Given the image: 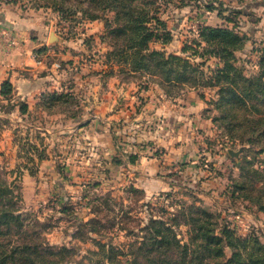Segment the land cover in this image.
<instances>
[{
  "label": "trees",
  "instance_id": "trees-1",
  "mask_svg": "<svg viewBox=\"0 0 264 264\" xmlns=\"http://www.w3.org/2000/svg\"><path fill=\"white\" fill-rule=\"evenodd\" d=\"M54 1L68 5L69 10L78 4L75 9L115 12V19H106L104 23L115 42L108 43V76L115 73V59L130 68L129 71L119 68V75L134 76L130 80L124 78V81L137 78L136 73L141 74L140 80L146 76L158 77V80H150L169 96L177 95L168 87L174 84L182 89L189 86L197 89L200 85L217 89V98L212 105L220 114L207 117L218 128L226 129L230 141L239 140L242 144L255 147L264 140V53L259 61L258 73L245 75L242 68L234 64L235 53L242 49L245 38L228 29L204 26L200 28L199 39L194 41L195 48L185 44L182 55L168 54L151 48V43L168 44L173 39L166 23L158 16L160 9L156 7V0H79L75 4L72 0ZM213 8L212 5L206 6L208 10ZM56 10L63 12L61 7ZM94 12L89 14L88 20L101 18ZM64 19L60 16V20ZM103 39L106 41L105 35ZM208 57L219 60V65L211 70L210 79L201 69ZM198 59L201 62L196 64ZM1 95L6 100L13 98L10 82L2 85ZM44 102L47 109L69 102L74 104L71 97L58 98L54 95ZM21 111H26L23 103ZM247 151H252L253 156H241L239 175L229 177L231 185L226 192L231 198L246 200L264 212V160L257 159L259 154L264 153V147L259 151ZM129 159L132 163L136 161L135 156ZM5 175L6 172L0 168V264H264V244L257 238L237 239L235 230L224 223L219 214L204 206L201 199L192 194L186 195L191 201L175 199L171 193L165 194L168 203L160 208L158 215L150 214L146 223L139 225L136 231L129 229L128 234L133 238L123 247L92 237H101L103 230L115 226L114 222L106 225L96 208L95 217L81 223L75 237L81 242L90 240L96 249L88 250V255L77 261L79 253L76 248L51 245L43 232L37 229L42 224L40 219L22 212V199L15 191L17 187L8 183L3 178ZM130 191L135 194L138 189L130 187ZM143 197L137 201L141 202ZM111 200L110 195L106 197V207L111 206ZM169 206L174 212L167 211ZM144 207L153 206L146 203ZM124 214V222L129 221V213ZM182 228L185 231H181Z\"/></svg>",
  "mask_w": 264,
  "mask_h": 264
},
{
  "label": "rangeland",
  "instance_id": "rangeland-1",
  "mask_svg": "<svg viewBox=\"0 0 264 264\" xmlns=\"http://www.w3.org/2000/svg\"><path fill=\"white\" fill-rule=\"evenodd\" d=\"M72 1L75 4L79 0ZM75 5L69 10L68 5L58 4L54 0H0V7L8 6V9L16 10L25 16L33 15L54 22L56 17H64L63 21L67 29L64 32L65 37L72 35L75 38L82 33L83 25L86 24V21H90L88 20L89 14L94 11L101 17L99 23L104 24L106 19L111 21L115 19L113 11H85V8L84 10L75 9ZM208 5H212L214 8L208 10L206 9ZM58 7H61L63 12H58L56 10ZM156 7L160 9L159 18L166 23L173 38L167 44L165 52L179 54L178 52L185 44L195 48L194 41L199 39L201 27H220L245 38L242 49L235 53L234 64L236 67L242 68L247 76L258 73L259 61L264 53V0H156ZM220 12L222 15H219ZM227 19H232V21H227ZM113 27H117L116 24H113ZM104 35L107 43L112 41L115 44L108 34V30H104ZM88 46H93L90 39ZM159 46L158 42L151 43V48L154 50H159ZM131 57L134 58V55ZM122 59L124 62V57ZM113 61L114 70L118 71L123 67L129 71V66L124 63L120 64L115 59ZM195 62L197 64L201 60L198 59ZM217 65H219V60L216 57H208L205 65L201 67L208 79L213 74L211 70L215 69ZM135 75L137 78L134 80L141 78L140 73ZM120 76L123 80L124 78L130 80L134 77L124 75V73ZM145 78L159 79L150 76ZM168 87H170L169 90L177 94H182L191 88L189 86L182 89L176 84ZM196 90L199 91V95L204 96L205 102H210L203 112L204 115L206 117L207 115L218 116L219 111L212 105L214 99L217 98V89L200 85ZM72 104L69 102L48 110L50 112L57 110L67 112L72 110ZM12 110L11 105L0 106V130L4 126H8L7 116ZM210 125L212 128L208 129V133H201L198 130L187 132V134H191L190 152L188 151L184 159L173 158L170 163L174 165L162 169L156 174L154 181L143 180L149 184L148 186L141 184V180L137 182V185L135 184L139 174L124 167V161H127V159L123 160L124 157L121 160L117 159L118 163L123 164L122 167L105 169L102 164L95 171L94 167L92 168L93 158L87 155L85 160L89 161L87 171L82 169V164H80V170L62 171V168L66 167L68 158L71 157L66 155L62 157L61 155L62 161L58 160L57 171H39V168L31 162L29 154L31 152L34 154V150L36 152L37 149L45 151L49 147H56V140L45 141L47 145L41 147L39 134L33 133L30 137L29 129L24 126H19L12 142L10 136L0 139L3 145H0V148L1 146L5 147L4 151L2 149L0 151V168L7 174L3 178L8 183L16 185L15 191L22 199L20 202L22 212L32 214L40 219L42 224L37 229L43 232L44 237L51 245L76 248L79 253L76 257L77 261L82 256H87L88 250L96 249L90 240L81 242L75 238L78 226L94 218L96 208L101 213L99 216L106 225L114 222L115 226L103 230L104 235L101 237L97 235H92V237L123 247L133 238L128 234L129 229L136 231L139 225L142 226L143 223H146L150 214L158 215L160 208L168 203L165 201L167 193L174 195L175 199L187 201L191 200L186 195L192 194L201 199L203 205L207 206L210 211L219 214L224 220L223 222L228 223L230 228L235 230L237 239L257 238L264 244V212L259 211L257 207L246 200L231 198L230 194L226 192L231 185L229 177L239 175L238 167L242 160L241 156H253L252 151L247 150L259 151L261 147H264V140L255 147L250 144H242L239 140L230 141L226 135V129L218 128L213 122ZM84 135L82 132V136ZM123 136V132H119L115 136L118 149L122 152H124L125 143ZM83 140L84 138L81 139V141ZM64 143L66 146L71 144L68 140ZM152 150L159 157L163 156V161L167 158L166 150L163 148L156 147ZM230 151L238 153V156L233 157ZM165 153L166 155H164ZM128 156L137 155L129 154ZM129 157L128 163H132ZM32 158L34 159V157ZM257 159L264 160V153L259 154ZM98 161L102 162L100 159ZM145 177L147 178V175ZM130 187L138 189V192L134 194L130 191ZM142 192L145 193V196ZM109 195L113 200H111V206L106 207V197ZM142 197L141 202H138L137 199ZM146 203H150L154 208H145L144 204ZM167 209V211L174 212L170 206ZM127 212L131 219L124 222V213ZM124 225H127L126 230ZM181 231H185V228H182Z\"/></svg>",
  "mask_w": 264,
  "mask_h": 264
},
{
  "label": "crops",
  "instance_id": "crops-1",
  "mask_svg": "<svg viewBox=\"0 0 264 264\" xmlns=\"http://www.w3.org/2000/svg\"><path fill=\"white\" fill-rule=\"evenodd\" d=\"M66 30L60 17L55 22L46 21L0 7V106L13 107L0 139L10 136L12 142L19 126H24L30 137L39 134L41 147L45 141L56 140L58 147L29 154L42 172L57 171L61 155L71 157L62 171L80 170V164L87 171V155L93 158L95 171L102 164L105 169L122 167L117 159L124 157V167L139 174L135 184L141 180L148 186L143 180L154 181L162 169L174 165L170 163L173 158L184 159L190 152L191 134L187 132L208 133L212 128L211 118L203 113L208 102L194 88L169 96L145 77L124 81L117 70L108 76L106 54L110 47L103 39L105 26L99 20L86 21L75 38L65 37ZM159 44V50L166 51L168 45ZM182 49L177 55H182ZM6 81L13 87L11 100L1 95ZM51 95L71 97L72 110L50 112L44 100ZM22 103L25 112L21 111ZM119 132L124 134V152L115 139ZM67 140L71 143L68 146L64 143ZM2 146L0 151L5 150ZM156 147L166 150L164 161L153 152ZM129 154L137 155L134 163H128Z\"/></svg>",
  "mask_w": 264,
  "mask_h": 264
},
{
  "label": "water",
  "instance_id": "water-1",
  "mask_svg": "<svg viewBox=\"0 0 264 264\" xmlns=\"http://www.w3.org/2000/svg\"><path fill=\"white\" fill-rule=\"evenodd\" d=\"M230 154L233 156V157H237L238 156V153H235L233 151H230Z\"/></svg>",
  "mask_w": 264,
  "mask_h": 264
}]
</instances>
